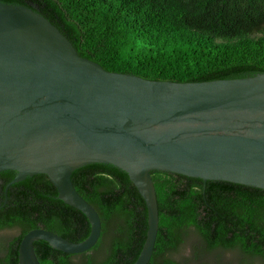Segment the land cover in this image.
Returning <instances> with one entry per match:
<instances>
[{
	"label": "water",
	"instance_id": "water-1",
	"mask_svg": "<svg viewBox=\"0 0 264 264\" xmlns=\"http://www.w3.org/2000/svg\"><path fill=\"white\" fill-rule=\"evenodd\" d=\"M96 164L127 174L143 198L148 230L134 264H149L159 232L151 173L264 190V74L173 83L108 72L79 56L36 5L0 1V174L16 173L9 186L46 175L91 227L79 243L30 231L19 264H41L37 241L72 255L98 243L100 215L72 182Z\"/></svg>",
	"mask_w": 264,
	"mask_h": 264
},
{
	"label": "trees",
	"instance_id": "trees-1",
	"mask_svg": "<svg viewBox=\"0 0 264 264\" xmlns=\"http://www.w3.org/2000/svg\"><path fill=\"white\" fill-rule=\"evenodd\" d=\"M0 1L36 5L79 56L108 72L173 83L264 74V0ZM151 176L159 232L149 264H212L207 257L219 252H238L240 264H264V190L165 172ZM15 177L0 174V232L18 230L0 245V264H19V244L35 229L74 243L89 237L87 218L58 199L46 175L9 186ZM72 182L100 215V239L75 255L37 241L40 263L134 264L146 241L148 212L128 175L96 164L76 170ZM185 248L190 257L171 256Z\"/></svg>",
	"mask_w": 264,
	"mask_h": 264
},
{
	"label": "rangeland",
	"instance_id": "rangeland-1",
	"mask_svg": "<svg viewBox=\"0 0 264 264\" xmlns=\"http://www.w3.org/2000/svg\"><path fill=\"white\" fill-rule=\"evenodd\" d=\"M18 235V230L12 229L7 230L4 232H0V245L2 243L8 242L11 238ZM190 240L191 242H194L197 240V237L194 235V233L190 234ZM1 253V252H0ZM191 248H185L184 251H180L174 255H171L173 258L177 260H182L184 258L190 257ZM221 261L223 264H240L242 259L238 252H219L214 253L207 257L206 261L211 262L212 264H216L218 261ZM258 264V263H257Z\"/></svg>",
	"mask_w": 264,
	"mask_h": 264
},
{
	"label": "flooded vegetation",
	"instance_id": "flooded-vegetation-1",
	"mask_svg": "<svg viewBox=\"0 0 264 264\" xmlns=\"http://www.w3.org/2000/svg\"><path fill=\"white\" fill-rule=\"evenodd\" d=\"M1 182H0V189H1ZM1 201H2V193H1V190H0V203H1Z\"/></svg>",
	"mask_w": 264,
	"mask_h": 264
}]
</instances>
